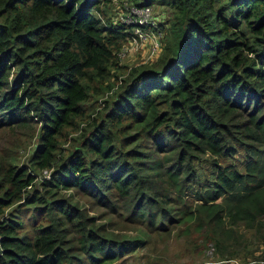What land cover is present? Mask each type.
Wrapping results in <instances>:
<instances>
[{
	"label": "trees",
	"instance_id": "16d2710c",
	"mask_svg": "<svg viewBox=\"0 0 264 264\" xmlns=\"http://www.w3.org/2000/svg\"><path fill=\"white\" fill-rule=\"evenodd\" d=\"M117 1L0 0V131L35 139L0 154V264H114L174 226L264 259V0H125L166 13L163 51L97 109L136 26L107 17Z\"/></svg>",
	"mask_w": 264,
	"mask_h": 264
},
{
	"label": "rangeland",
	"instance_id": "374dc122",
	"mask_svg": "<svg viewBox=\"0 0 264 264\" xmlns=\"http://www.w3.org/2000/svg\"><path fill=\"white\" fill-rule=\"evenodd\" d=\"M131 5L135 4L125 2V0L117 1L116 5L112 3L107 11V17L110 20L112 19L114 23L120 24L125 19L136 21L135 17L131 14V10L138 7ZM150 10L155 24L148 25L146 28H144V25L134 26L131 29L132 36L122 41L117 53V63L110 66V78L102 85L104 86L108 83L107 85H112V88L105 90L103 94L97 97V102L94 104L97 109H102L103 100L119 87L123 78L133 72L134 69L137 70L144 65L154 62L161 55L163 51V42H161L163 34L159 31L155 19L157 17L159 22L167 20V16L158 7L150 8ZM128 31L130 30L128 29ZM144 35L146 36L145 40ZM89 109L90 106L88 105ZM0 134H2L0 138V154H4L9 148H14L18 150V156H14L18 161H22L25 155L28 156L33 150L35 139L30 137L28 130L16 132L6 130L3 133L1 130ZM45 176L48 177V174H45ZM68 194H72V203L77 202L82 206L85 213L93 217L98 225H104V230L112 236L113 234L118 235V239L144 237L137 230L138 226L123 221L121 216L113 215L110 209L101 205L91 204L89 202L90 199L78 192L70 191ZM174 228L172 237L154 238L147 245H144L143 248H138L131 254L124 255L118 261H115L114 264H264V259L252 258L247 260V262H242L237 258H220L212 244L205 242L197 232H179L183 230L182 227L174 226Z\"/></svg>",
	"mask_w": 264,
	"mask_h": 264
},
{
	"label": "built area",
	"instance_id": "2783aa9c",
	"mask_svg": "<svg viewBox=\"0 0 264 264\" xmlns=\"http://www.w3.org/2000/svg\"><path fill=\"white\" fill-rule=\"evenodd\" d=\"M131 14L135 17L134 19L136 21H129V20L125 19L123 22L128 23V24H132V25H136V26H138V25L148 26V25H154L155 24L154 21L152 20L151 10L148 7L132 8ZM145 39H146V36L144 35V40ZM44 173L48 174L46 171H44Z\"/></svg>",
	"mask_w": 264,
	"mask_h": 264
}]
</instances>
